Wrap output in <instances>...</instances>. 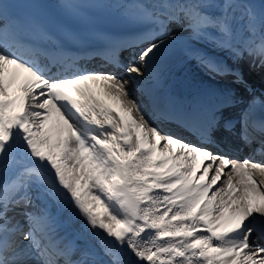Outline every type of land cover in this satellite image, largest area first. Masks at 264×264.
<instances>
[{"label": "snow or ice", "instance_id": "obj_1", "mask_svg": "<svg viewBox=\"0 0 264 264\" xmlns=\"http://www.w3.org/2000/svg\"><path fill=\"white\" fill-rule=\"evenodd\" d=\"M43 7L0 0V264H264V162L213 151L222 130L264 154V114L225 117L242 102L230 89L184 106L141 87L173 24L264 68V0H127L135 30L94 50L115 71L80 68L68 42L83 37L40 23ZM199 59L247 86L240 68ZM135 91L194 140L151 123Z\"/></svg>", "mask_w": 264, "mask_h": 264}, {"label": "bare ground", "instance_id": "obj_2", "mask_svg": "<svg viewBox=\"0 0 264 264\" xmlns=\"http://www.w3.org/2000/svg\"><path fill=\"white\" fill-rule=\"evenodd\" d=\"M126 2L127 0H101V8L107 12V16L109 18L122 20V8L120 5ZM144 2L152 3L153 0H144ZM169 32L170 36L174 37V39H170L168 45L164 49L162 59L157 67L156 78L143 84L141 86L142 88H153L161 97L163 96L165 99V96L170 91L173 80L185 74L186 71L196 72V76L198 75L197 77L204 83V86L201 89L193 93L195 95L192 96V98L196 101L230 89L235 92L236 96L242 102L233 108L226 109L224 111L225 117L239 116L241 110L247 108L250 104L254 105L256 115L259 116L264 114V68H260L258 64L254 67L252 65V58L247 55H245L242 60L234 62L229 52L215 47L205 38H193L188 31L182 29L179 25H170ZM124 52H126L129 56V52L127 50ZM124 52L121 54L122 59H124ZM201 56H207L217 62L226 63L232 68H240L247 86L236 84L234 82V77L230 74L221 75L211 71L200 62L199 57ZM41 63L43 64V62ZM92 70L115 71V69L111 68V66L106 69L104 68V70ZM120 74L123 75V73ZM133 95L138 98V103L147 105L145 107L146 110L149 108L150 105H148L143 91H135ZM169 102L181 104L178 103L180 100L174 97L171 98ZM188 105L191 104H186V106ZM146 110V118H148L151 123L156 124L165 131L189 138V133L178 127L176 123L163 121L158 124L157 122L151 120ZM136 115L139 116V113ZM216 139L219 143L223 144L224 142L226 145H229L230 143L237 145V143L232 139L240 141L238 137L231 136L222 130L216 134ZM240 145L243 149L245 148L243 150L245 154L242 158L251 157L258 162H264V154L258 152H256L255 155L252 154L258 147V144L254 143L251 146H248L243 144L241 141ZM226 171H229V169H226ZM197 175H199V173ZM65 210V217L71 215V224L73 229L80 230L85 226L84 219L75 214V209L72 208L70 203L67 204Z\"/></svg>", "mask_w": 264, "mask_h": 264}, {"label": "rangeland", "instance_id": "obj_3", "mask_svg": "<svg viewBox=\"0 0 264 264\" xmlns=\"http://www.w3.org/2000/svg\"><path fill=\"white\" fill-rule=\"evenodd\" d=\"M245 3H252L255 5L256 9L258 10L261 6V0H243ZM230 171V169H229ZM64 215L66 216V210L64 211Z\"/></svg>", "mask_w": 264, "mask_h": 264}]
</instances>
